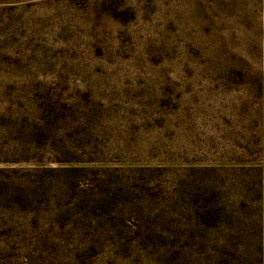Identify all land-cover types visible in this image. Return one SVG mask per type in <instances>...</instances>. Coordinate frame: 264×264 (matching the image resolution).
<instances>
[{
	"label": "rangeland",
	"instance_id": "obj_1",
	"mask_svg": "<svg viewBox=\"0 0 264 264\" xmlns=\"http://www.w3.org/2000/svg\"><path fill=\"white\" fill-rule=\"evenodd\" d=\"M259 247L264 0H0V264Z\"/></svg>",
	"mask_w": 264,
	"mask_h": 264
},
{
	"label": "trees",
	"instance_id": "obj_2",
	"mask_svg": "<svg viewBox=\"0 0 264 264\" xmlns=\"http://www.w3.org/2000/svg\"><path fill=\"white\" fill-rule=\"evenodd\" d=\"M255 260L256 264H263V258H264V250H262V247L257 248Z\"/></svg>",
	"mask_w": 264,
	"mask_h": 264
}]
</instances>
